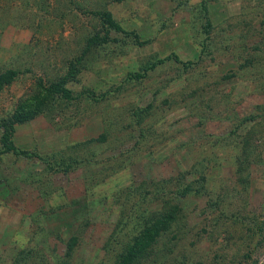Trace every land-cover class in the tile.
Masks as SVG:
<instances>
[{
  "label": "rangeland",
  "instance_id": "1",
  "mask_svg": "<svg viewBox=\"0 0 264 264\" xmlns=\"http://www.w3.org/2000/svg\"><path fill=\"white\" fill-rule=\"evenodd\" d=\"M205 5L0 0V71L17 70L0 87V119L35 91L36 77L56 80L74 65L64 80L72 98L56 96L14 124L13 143L29 153H0V264L37 236L39 248L61 254L72 234L70 264H112L103 247L119 191L175 176L202 156L209 195L178 198L183 224L145 264H264V0ZM102 9L125 32L110 28L106 41L83 50L104 32L93 13ZM168 53L190 66L170 58L130 76ZM136 108L144 112L137 124ZM101 132V141H86ZM65 157L76 159L69 169L55 162Z\"/></svg>",
  "mask_w": 264,
  "mask_h": 264
},
{
  "label": "trees",
  "instance_id": "2",
  "mask_svg": "<svg viewBox=\"0 0 264 264\" xmlns=\"http://www.w3.org/2000/svg\"><path fill=\"white\" fill-rule=\"evenodd\" d=\"M205 1L206 0H200V6L203 11L206 9ZM93 13L100 18L101 24L104 26V32L102 34L98 31L92 33L87 38L83 50L88 49L92 44L106 41L110 28L124 31L121 25L111 16L109 10H95ZM210 26V21L206 18L202 26L203 30L208 32ZM130 32L135 41L140 43L137 33L132 30ZM205 46L206 43L201 42L200 52L204 50ZM83 54L84 52L80 53L76 59L79 61ZM170 58L180 61L175 54L168 53L155 58V60L150 62L142 71L133 72L130 76L141 78L145 74L147 68H152L156 63ZM181 63L185 67H188L191 61L186 60ZM73 66L74 65L70 63L69 70L56 80L43 82L40 77H36L34 86L35 91L28 97L20 100L6 118L0 119V127L2 129L0 134V153L5 151L29 153L27 150L17 148L13 143L12 134L14 124L33 117L56 96L64 99L72 98L70 89L64 85V80L68 75L73 74ZM16 73L17 70L13 68H6L0 71V87L13 79ZM142 110L143 108H136L132 111V115L135 116L134 122L136 124L140 122V118L144 113ZM104 136L105 134L101 132L98 136L89 138L86 141H101ZM204 160L205 156H202L192 161L190 167L179 171L175 176L150 180L149 183L147 182L148 180L144 179L137 184H127L119 191V193L123 195V202H120L118 216H116L113 222V227L103 247L105 251L113 252L112 264H145L148 260L154 259L157 254L156 251L158 250L157 242L163 235H167L166 233L170 231L171 236L175 237L177 233L176 230L183 224V220L181 219L184 217L183 207L179 204L178 198L186 197L191 194L209 195L211 191L208 187L207 180L208 169L203 168ZM75 161L76 159L73 157H65L55 162H57V165L61 166V168L69 169ZM239 165H241V163ZM237 168H239L238 165ZM133 195H135L134 201H129L130 196L132 200ZM155 199H157L156 202L154 201ZM150 201L154 202L153 205L150 206L151 208L144 207L143 204L146 202L150 203ZM155 204L157 207H154ZM173 226L174 228H172ZM40 240L43 241L44 237L37 236L31 246L20 248L15 258L11 261V264L71 263V256L77 242V236L75 234L70 235L64 241V248L61 254H55L54 250L46 244L44 247L39 248L37 242ZM163 243V248L165 249L166 242L164 241ZM166 249H169V247H166Z\"/></svg>",
  "mask_w": 264,
  "mask_h": 264
}]
</instances>
